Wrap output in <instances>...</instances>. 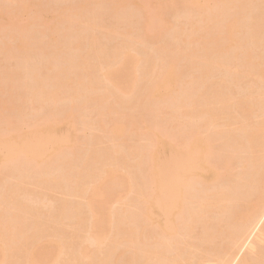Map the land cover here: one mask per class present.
<instances>
[{"label":"bare ground","instance_id":"obj_1","mask_svg":"<svg viewBox=\"0 0 264 264\" xmlns=\"http://www.w3.org/2000/svg\"><path fill=\"white\" fill-rule=\"evenodd\" d=\"M1 1L0 39L5 42V47L2 44L5 52H19L24 56L28 51L30 52V45H32L31 50L37 51H34L35 54L42 55L40 58L44 57L45 59L47 57L45 59V64L47 65L44 66L43 64L40 67L36 64L37 67L34 64L36 66L34 68L37 71L35 74L37 75L33 78L31 87V83H27L28 80H26V83L22 82V80L26 79L25 77L21 78L19 77L22 76L20 73L16 74L19 66L15 70L16 72H13L12 68L9 70L10 72L2 69L6 73L1 74L3 71H0V97L7 95H3L5 91L7 92L6 88H12L13 90L16 88L14 85L18 84L16 82H22L21 87L23 86L24 89L22 88L21 90L23 91L21 92L26 94L31 91L33 94L29 95L31 94L30 92L27 96L33 97L34 100L30 97L31 101H34L32 105L41 103L39 110H41L42 104L45 105V102H48L46 104L48 106V108L46 107L47 111L55 109L59 102L64 104L62 101H65L67 107V101L71 102L72 105L63 114L56 107L58 108L57 113L59 112L61 115L54 112L53 114L50 113V117L49 114H46V119L41 117L39 121L33 118L36 123L32 124L35 121L30 123L31 120L29 122L30 125H27L29 120L25 119V117L31 118L29 115H34L32 111L35 112L37 108L35 110H31V107L28 108L32 114L28 113V110H26L28 106H26L25 102L22 101L26 107L22 106V103L17 106L21 100H19L20 98L18 99L19 101L15 100L16 97H14L12 90L10 92V95L11 93L13 94L10 101L13 108L11 110L20 112L21 107L19 109V106H22V108H25L26 115H23L25 116L24 118L19 116L20 118H17V120H20L15 122L13 119L15 116L12 117V112L10 113L9 110L11 117L10 115V118L6 116L8 122L6 125H10V127L13 125L12 129L8 130L10 128H6L7 130H5L4 127L1 128L0 126V179H2V173L5 175L6 170L10 171L12 169V179L14 177L17 179L16 176L23 179V173L26 172L25 176L27 178L25 176L24 178L28 182L25 179L23 181L20 180L17 187L11 188V190H9V187L13 182H15L13 183V186H15L14 184L19 179L9 182V187H7L8 183L5 184L6 186L3 185L6 189L2 192L5 191L6 193L4 192L5 195H0V264H264V87L260 91V86L263 85L262 82L264 83V56L259 52L260 48H264V0H167L166 2L156 0L154 4H152L153 0H150L151 4L148 3L149 0H107V2H103V0H81L80 3H76L77 6L75 7L73 5L75 2L72 1V4L68 0L73 5L69 6L73 8H67L69 3L65 7L67 9H57L55 7L39 8L36 19L34 16L32 21H28L29 23L26 22L28 19L25 20L23 16L29 14L31 8L41 7L43 2L41 3L38 0ZM60 2L62 3L64 0H60ZM209 2H212L213 5H210ZM155 4L157 7H152ZM163 6H165L166 10L168 9L167 6L175 8L174 10H178L181 6L185 7L187 17L191 16L192 19L195 18L194 14L197 12L198 14H195L196 18L198 16L197 20L193 19V21H196V25L188 21V24H191L189 28L193 25L196 27L191 28V32V29L188 31L185 27L181 32L183 33L186 30L183 33L185 34L184 36L174 31L173 35L176 36V40H173V42L177 44L182 40L181 43L185 45L184 47L177 44L178 49L176 46L173 49L170 46L172 45L171 43H166L168 45H163L161 48L158 45L162 50V54H159L158 51V55L163 56L164 54L165 56L163 57L165 59L163 60L161 59L163 57L159 56V61H156L155 58L156 64L152 58L150 59L151 56L148 54L149 58L143 56L146 59H144L146 61L144 63L143 58H140V54L142 55L143 53L142 50L140 52L139 49L138 51L134 50L133 45L137 42L136 46L140 45V41L148 43L149 40V42L152 40L154 42L160 38L163 31L165 35L168 24L163 19L162 13L159 14ZM255 8L262 14L259 19L254 21V18L252 20L250 17L254 15ZM103 10L110 17L121 21L122 23L119 22L121 26L125 22L126 28L129 27L127 23L131 22V26L132 23L137 21L135 17H140L138 20L140 23L137 21L140 24V28L137 23V25L134 23V29L137 26L136 31L133 28L131 29L132 26L127 30L126 28L125 30H119L116 27L117 23L114 25L115 21L113 20L114 22H111L110 26L114 25L115 30L113 26L110 27L111 29L109 28L108 30L109 34L114 35L117 41L119 37L116 35H120L126 41L122 40L121 42L119 40L121 43L118 44L119 42H116L118 45L114 46V42L110 38V41L106 40L107 42L109 41L108 44L110 42L113 43L111 44L113 48L110 49L111 47L107 44L102 45L103 43H100L94 34V32H98L102 28H104L105 32L107 30L104 27L106 24L101 26L102 24L99 20ZM253 10L252 15L250 13ZM135 12L140 14V16H136ZM193 12L195 13L192 15L191 13ZM104 14L103 12V16ZM249 15L252 16L249 17ZM199 18L201 19L200 23ZM248 18L251 22L248 27H245L248 24L246 23ZM76 19L83 20L85 24V29L82 27L83 29L76 31L75 34L69 32L73 37L70 42L73 43L74 41L75 44L67 43L68 48L71 45L74 49L70 50L76 53L74 52L73 54L68 50L73 55H62L64 59L62 61L59 59L58 61L57 59L61 57L59 54L64 49L61 48V44L65 43L68 35V33L67 35L65 34L64 39L58 38L62 41L64 40V42L61 41L58 44L59 40H57L58 42L56 43L55 38L59 37H55L59 31L58 27L66 21H77ZM109 20L111 19L109 18ZM81 23L77 24L76 22L75 24L81 28L79 26V24L83 25ZM33 26H38L37 30H31L30 27L33 28ZM68 27L74 31V28L72 29L70 25ZM179 27L182 26L179 25ZM178 28L177 31H181L182 28ZM244 28H248L246 29V35L249 30L248 38L243 35L245 33L243 31ZM29 29L36 31L37 36H39L37 40L34 41L33 35V39L28 36ZM66 29L67 26L60 31H66ZM89 30L93 32L92 36L90 35L91 33L88 34ZM100 30L99 34H101V37L99 36V38L101 39L100 41L104 42V39H106L104 37L105 33L103 32L102 34ZM86 34L90 35V37H85L84 35ZM109 34H107L108 36L106 35L107 39H109ZM127 35H129V38L126 37ZM131 35H135L137 38ZM174 36L170 38L174 39ZM44 38H46V42ZM84 39L86 40L84 44L89 42L91 53L86 50V48L88 49L87 44H85L87 47L83 44L82 46H85V48L80 51ZM30 40L34 41L33 44ZM192 45L194 48H192ZM136 46L135 48H138ZM188 46L189 48L186 49L185 47ZM195 46L199 48L197 49ZM82 52H88V54L84 55ZM262 52L264 53V49H262ZM13 53L11 58H13ZM19 53L17 54L19 55ZM65 53L69 52L66 50ZM137 53L140 54L138 55ZM31 54L32 51L30 52ZM35 54L33 53L32 57ZM9 55L7 56L9 57ZM20 56L21 54L17 59ZM27 56L29 55L24 57L27 58ZM35 56L37 58V55ZM51 56L55 58L59 56L56 58L57 65L53 62L56 60H52ZM173 56L180 59L178 62L181 67L173 61L175 58ZM48 57H50V60H48ZM13 59H16V57ZM27 59L32 62V59ZM29 60L28 62H30ZM47 60L48 63H46ZM181 60L184 64L187 62V66L181 64ZM20 61L21 59H18V62ZM23 61L21 62L23 63ZM33 61L35 60L33 59ZM35 63L38 62L36 61ZM143 63L144 67H142ZM27 64L25 62V64L23 63L20 66L24 67L26 65L28 67ZM147 64L149 65L147 66ZM203 64L206 66V70L209 67V74H204L202 70ZM7 68L9 69L10 67L7 66ZM22 68H20V71L18 69V71L21 72ZM43 68L47 72H44ZM205 69L204 71L206 72ZM215 69H220L221 74L225 71L231 77V81H235L239 86L245 82L244 79H256V81L253 80L252 82H256L257 86L261 81L260 86H258L259 89L256 87L258 91H255L257 90L254 88L256 84L253 83L254 85H252L251 81L248 83L249 81L246 80L245 83L248 86L251 84V87L245 88V84L244 87L242 85L243 88L239 87V89L245 88L243 92L245 91L246 93L244 92L245 95L242 97L241 90L237 91L235 83L236 86L234 88L228 86L226 80H222L224 76L227 77L225 73L222 76L223 78L220 74L222 79L218 77V82H214V79H211L212 76L217 75ZM23 71L25 76H29L26 73L27 70H22L21 73ZM30 71L34 73L33 66ZM138 71L142 73L138 74ZM42 72L44 74H41ZM144 72L146 77L143 76ZM17 75H19L18 81L15 82ZM139 75H141V79L144 82H141ZM229 77H227L228 83L230 81H228ZM19 78H21V81ZM217 79L215 78V80ZM29 81H31L30 78ZM232 82L230 83L232 84ZM23 83L29 86H25ZM104 83L108 87L105 84L106 89L102 92L99 88H102V86L104 88ZM2 97L0 98L1 101ZM24 97L27 102H30V100L28 101L30 98H27L26 95ZM80 98L83 101H81L82 104H79V107L83 108L85 106L84 110H87L86 105H89L88 102H94V104L99 106H95L96 109H92L95 116L91 115L92 113L87 114L90 116V121L92 116L93 118L96 117L98 109L106 111L103 112L106 113L107 120L109 113L114 116L116 111L114 107L125 106L127 100L128 102L129 100L131 101L122 109L123 111L124 109L127 111L131 102L133 107L135 105L134 109L139 104L141 105L138 107V113L135 111L137 108L133 110V107L129 106L127 112L129 110L131 112L135 111L132 114L136 113V117H132L131 114H129L130 117H125L128 113H123L124 118L128 117L130 121L126 120V124L129 123L135 134H138H134L135 136L138 137L143 133V135L148 134L150 136L147 135L149 144H145L146 148H143L144 146L140 147L141 144H139V146H136L140 148L139 151L136 154V150H133L134 153H131L132 157H128L130 155L128 151V159H132L136 154L137 157H134L133 160L137 161L138 159V162L129 159L130 163L135 162L132 166L128 159L126 160L128 163L124 161L126 155L120 156L125 164L122 161L119 162V157L117 158L116 155L120 150L117 151L114 148L116 160L113 159L114 155L110 154L108 150H106L108 156L106 155V158H102L106 152H104V156L99 155L105 149H100L101 152L97 149V147L100 148L102 146L99 143L101 138L97 140V144L100 146L89 149L90 153L84 159L83 157L81 158L83 161L80 159L82 166L75 165L77 161L73 162L74 159H72L74 154L69 158V160H73H70L71 162L66 157H63L64 154L66 155V153L62 152L65 151L63 149L74 148L76 133L84 130L83 127L80 130V127L84 124L78 123L79 118H75V111L78 108L75 103ZM170 102L175 103L176 107L178 104V108L174 107L175 105ZM50 103L54 106L52 109L49 108ZM2 104L0 102V117L4 118L3 115L6 113V109L2 107ZM166 104L172 105L173 109L176 108L180 111L175 109L173 112L171 107H167ZM66 106L63 109L66 110ZM140 107L143 111H141ZM163 107L164 109L167 107V109L164 110ZM119 108H117V111ZM23 110L22 112L24 113ZM84 110L81 111L79 109L77 111H81L82 114V112H85ZM112 111L114 113H111ZM22 112L20 113L22 114ZM98 112L102 114L100 110ZM142 112L148 116L152 112L150 116L152 121L150 122L153 123L154 119V121L157 120V123L148 124L149 128L152 129H149L150 131L148 130V132L144 128L142 130L139 126V123L143 122L140 121V116L146 120V117L141 115ZM175 112L177 116L174 114ZM121 113L122 111L119 115ZM169 113H171L170 115L173 114L172 117L169 116V119L174 122H171V124H175V128L172 125L174 128L172 132L173 128L170 129L171 125L165 127H169L172 134L167 133L169 131L163 132L165 127L162 125L165 123L161 124L165 118L162 116L166 115L167 117ZM27 114L29 115L27 116ZM138 114L140 115L139 117ZM15 115H17L16 111ZM48 115L49 117L47 118ZM119 115L116 114L117 120L115 116L113 119L111 118V121L113 120L111 122L112 127L108 124L110 121L100 119V121H106L105 125H108H104L106 129L109 126L111 127L109 131L112 134L108 133L105 136L113 135V138L110 136V139H114L115 143L117 136H122L120 138H123V135L127 137L128 134V128L124 124L125 120L122 119L124 121L122 123L120 120L122 116L120 118ZM148 116L147 120L150 118ZM254 116L261 117V120L259 121L260 118H255ZM160 117L163 119H159ZM253 117L258 120L255 122ZM136 118L139 119V121L137 120L139 123L135 120ZM174 118L181 121L179 122L182 127L176 126L179 123ZM251 119H253V123ZM92 121L94 120L92 119ZM95 121L98 122V119ZM185 121L186 123H184ZM77 124L78 126L82 125L78 127ZM93 124L92 127L94 129L89 126L98 132L99 130L95 129V127L98 128L100 123L98 126H93ZM0 125L5 126L3 121ZM101 127L103 130L105 129L103 125ZM77 128L79 129L78 132H76ZM102 128L100 129L99 127L100 131ZM158 128L163 129L161 131ZM130 134H128V140H130L129 136L132 135ZM97 136L99 137L100 135ZM93 137L95 136L91 138L94 139ZM92 139L91 142L93 141ZM128 140H123L124 142L117 140L116 145L114 144L115 148L120 145L122 147L126 146L128 143L131 146L132 142L127 143L126 141ZM118 141L124 145L122 143L118 144ZM101 142L103 143L102 140ZM110 142L113 146L112 141ZM136 143L138 142L134 144ZM144 143H148V141ZM87 144L83 145L86 146ZM128 145L127 147H129ZM94 146H96V141ZM122 147L119 148L121 149ZM132 147L135 148L133 145ZM132 147L131 149H133ZM85 148H88V146ZM85 148L83 149L85 150ZM122 151L124 150L121 149V153ZM99 152L100 154H98ZM71 153L73 152L71 151ZM110 155H112V158ZM126 163L134 168L131 169ZM123 164L130 173L122 166ZM56 166H58L56 169L60 170L59 173L55 174L52 171ZM121 166L127 173H120ZM34 167L35 169L39 167L42 175L40 170H38L39 168L33 171V173L36 172L35 175L37 177L41 176V178L34 180L33 176H31L34 184V187H31L29 177L32 174H29L30 171L28 172L27 170ZM131 170L138 171L135 175L136 177L133 176L135 172ZM38 171L40 175L37 173ZM7 176L9 177V175ZM8 177L4 179L9 181L10 178L7 180ZM4 179L3 181L5 182ZM59 179H65L67 184L65 187L70 186L66 191V196L70 197L68 198L70 201L63 199L66 196L62 197L63 200H60L61 198L59 197V199L58 195V199L56 198V201H53L51 198L53 196L56 197V193L52 197L48 195L52 194L51 192L59 191V188L60 192H63L61 188H63V183L65 182H59ZM4 182L2 183L4 184ZM27 183L30 186L25 185ZM60 184H62V187L59 186ZM25 186L28 187L26 188L28 191H33L32 188L40 190H36V193L34 192L37 197L28 192ZM115 187L117 189L118 187L120 189L126 188L128 196L125 197L124 195L123 197L120 191L124 189L118 192ZM16 188L17 190H15ZM7 189L12 191V193L7 192ZM22 189H25L24 195V190L21 191ZM127 190L124 191L127 192ZM14 191H19L18 199L17 196H14ZM19 193H22V195L19 196ZM63 193L65 194V192ZM129 194H133L135 197ZM31 195L34 200H32ZM71 197L76 198L74 201L79 199L80 202H78L79 200H77V203L71 202ZM127 197L129 199L130 197L135 198L134 203L131 204ZM21 199L23 201H20ZM114 199L117 202L115 204L119 206L121 205L120 202L125 199V201L128 200V204H131L139 214L133 212L131 210L133 208L125 210L128 207L123 204L125 208L123 206L119 208V210H125L121 212V215L129 212H132V215L118 218V215L113 214L115 209L113 208L114 211H112V208H110L111 200ZM53 202L56 204L55 206ZM49 204H52L53 207L49 206ZM40 205L42 207L41 212L39 210L40 207H36ZM45 205H47V210H45ZM48 206L53 210L49 208V211ZM42 209L45 213L46 211L49 212L43 214ZM116 210L118 211V209ZM117 211L116 213L119 214V211ZM112 216H117V219L115 218V220ZM75 239H79V242Z\"/></svg>","mask_w":264,"mask_h":264},{"label":"rangeland","instance_id":"obj_2","mask_svg":"<svg viewBox=\"0 0 264 264\" xmlns=\"http://www.w3.org/2000/svg\"><path fill=\"white\" fill-rule=\"evenodd\" d=\"M0 1H1V0H0ZM38 1L41 2V3L43 2L44 5L41 4V7L38 6V7H33V8H31V12H29V14L23 16L25 20L28 19V20H26V22H28L29 20L32 21V18L34 19V16H35V19H36V15H37L38 12H39V8H51V7L53 8V7H55V8H57V9H58V8H59V9H63V8L66 7V4H67V3H69V4H67V8H70V7H72L73 5H74V7L77 6L76 3H80L81 0H70V2H71L72 4H73V2H75L73 5L70 4V2H69L68 0H64V2H62V3L60 2V0H56V1H55V4H54V0H50V1H49V0H43V1L38 0ZM48 1H49V2H48ZM61 1H62V0H61ZM72 1H73V2H72ZM77 1H78V2H77ZM101 1H102V0H101ZM108 1H110V0H108ZM149 1H150V0H149ZM149 1H148V3L151 4V1H152V0H151L150 2H149ZM157 1H160V0H157ZM161 1H162V2H166L167 0H165V1H164V0H161ZM103 2H107V0H103ZM154 2H156V0H153V1H152V4H154ZM0 3H2V1H1ZM46 3H48V4H46ZM49 3H50L51 5H50ZM63 4H64V5H63ZM209 4L211 5L212 2H211V3L209 2ZM53 5H54V6H53ZM62 5H63V6H62ZM69 5H72V6H69ZM212 5H213V4H212ZM58 6H59V7H58ZM145 6H147V5H145ZM148 6H149V5H148ZM152 7L156 8L157 5H156V4H155V5H152ZM167 7H168V9L166 10V9H165V6H163V7H162V10L159 12V14L162 13V17H163V19H165V21H166L167 24H168V26L166 27V30H165V35H164V31H163V34L161 33L162 35L160 36V38L163 36L161 39L158 38V39L155 40L154 42H152V40H151V42H149L150 40H149V41H148V40H144V41H148V43H146V42L144 43V42H141V41H140V42H139L140 45H139V44L137 45L138 48H135V46H136V44H137L138 42H137V43L135 42L136 44L133 45V46H134V50L138 51V49H139V52H140V50H142V52H143L142 55H141L140 53H139V54H140V56H141L140 58H143V62L146 60V59H145V58H146L145 56L148 57V54H150L151 57H150V56H149V57H150V59L152 58L153 61H154L155 58H156V59H155L156 61H159V60H158V58H160L159 56L163 57V56H165V55H164V54H163V56H162V55H158V51H159V54H160V53L162 54V50H161L160 48H161L163 45H168V44H166V43H169V44L171 43L172 45H170V46H172L173 49H175V46H176L177 49H178V45H180V46L183 45V47H184L185 45L181 43L182 40L179 41V42H178V40H177V42H178L177 44H178V45L175 44L176 42H175V43L173 42V40H176V38H175L176 36L173 35V34H174V31L177 32V33H181L182 30H183L185 27L187 28L186 30L189 31L191 28L194 27V25H193L191 28H189V27L191 26V24H192V23L195 24V22H196V21H193V19H194V20H197V18H198V16H197V18H196V15L198 14L197 12H196V13H195V12L191 13L192 15H193L194 13L196 14V15L194 14L195 18L192 19L191 16L187 17V15H186V14H187V13H186L187 10H185V7H182V6L180 7V6H179L180 8H179L178 10H174L175 8H169L170 6H167ZM67 8H65V9H67ZM72 8H73V7H72ZM254 10H255L256 13L254 12ZM254 10L250 13V14L253 15V12H254V15H253V16H252V15H249V17L252 16V17H250V19L252 18V20H253V18H254V21H255V19L257 20V19L260 18V15L262 14V12H260V11L258 12V11L256 10V8H255ZM177 11H178V13H177ZM103 12L105 13L104 16H103ZM103 12H102V16L100 15V19H99V20H100V23L102 24L101 26H103V24H106V26L104 25V27H106L105 29H107V30H106V32H105L104 28H102L101 30L99 29V30L101 31L102 34H103V32L105 33L104 37H105L106 39L103 38L105 41H104V42L100 41L101 39L99 38V36L101 37V34H99V30H98V29H97L98 32H94V34H95V36L98 38L99 42H100V43H103L102 45L107 44V45L110 46V47L113 46V45H111V44H113V43H111V42H110V44H108V42L110 41V38H111V39L113 40L112 42H114V46H116V45L120 44V43L122 42V40H125V39H124L123 37H121L120 35H119V36L116 35L117 37L120 38V39L118 38V41H117V38L115 39L114 35H110L109 32H108V30H109V28L112 27V26H113V28H114V30H115V26H114V25H116V23H117L116 27H118L119 30H120V29H121V30H125V28H126L125 25H126V24H125V22H123L124 25L122 24V26H121V25H120V24L122 23L121 21L117 20V19L114 18V17H110V15H109L105 10H103ZM135 13H136V16H138V15L140 16V14H137V12H135ZM135 13H133V14L135 15ZM175 13H176V14H175ZM189 13H190V12H189ZM259 13H260V14H259ZM107 14H108V16H107ZM256 14H257V15H256ZM258 14H259V16H258ZM134 15H133V16H134ZM139 16H138V17H139ZM106 17H107V19H106ZM134 17H135V16H134ZM192 17H193V16H192ZM255 17H256V18H255ZM103 18H104V19H103ZM109 18H110L112 21L109 20ZM139 18H140V17H139ZM139 18H136V17H135V20L138 21ZM190 18H191V19H190ZM102 19H103V20H102ZM132 19L134 20L133 17H132ZM250 19L248 18V20H247V22H246V23H248V24H246L245 27H248V25L250 24V22H251V21H249ZM76 20H77V21H74V22H73V21H72V22L69 21L70 24H69L68 21H66V22H67V23L65 22L66 24H65V23H64L63 25L61 24V25L58 27V30H59V31L62 30V29H64V27L66 28V26H67V29H66V31H60V32L58 31V33H60V34L57 33V34L55 35V37L59 36V37H57V39L55 38L56 43L58 42L57 40H59L58 44H60L61 41H62L61 39H64L63 37L65 36V34L67 35V33H68V35H69V37H68V35L66 36V37H67V38H66L67 41H66V39H65V43H66V45H65V43H63L64 46H66V47H64L63 44H61V48H62V49L64 48V49L62 50L63 52H62L61 54H59V55H61V57L57 59L58 61H59V59L62 61V60L64 59V56H65V55H73L74 52H75V51L72 52V51L70 50V49H74V48L71 47V45H70L69 48H68V44H73V43H74V41H73V43L70 42L71 40H73V39H72L73 37H72L71 33L75 34L76 31H78V30H80V29H83V28L85 29V26H84L85 24L83 23V20H81V21H80V19H76ZM78 20H79V22H78ZM113 20H114L115 22H114ZM135 20H134V21H135ZM200 20H201V19L199 18V23H200ZM105 21H106V23H105ZM108 21H109V23H108ZM116 21H118V22H116ZM131 21H132V20H131ZM134 21H133V22H134ZM137 21H135L134 23H135V25L138 24L137 26L139 27V26H140V24H139L140 21H138L139 23H138ZM188 21H189V23H190V21H191V24H188ZM33 22H34V20H33ZM76 22H77V24L80 23V22H82V23H81V24H83L82 26L79 24V26H80L81 28H79L78 25L75 24ZM111 22H114V25L110 26V24H112ZM119 22H121V23H119ZM28 23H29V22H28ZM130 23H131V22H130ZM130 23H127V24L129 25V27H128V25H127L128 28H126V30L129 29L131 26H132L131 29H132V28L134 29V26H135L134 23H132L131 26H130ZM136 23H137V24H136ZM67 24L70 25V27H71L72 25H74L73 27H71L72 29L74 28V31L71 30V29L68 27ZM71 24H72V25H71ZM118 24H119V25H118ZM64 25H66V26H64ZM107 25H109V26H107ZM179 25H181L182 27H179ZM185 25H186V26H185ZM195 25H196V24H195ZM197 25H198V22H197ZM137 26L135 27L134 31H136ZM82 27H83V28H82ZM122 27H123V28H122ZM178 27H179V28H178ZM195 27H196V26H195ZM195 27H194V28H195ZM36 28H38V26H36V27L33 26V28L30 27L31 30H37ZM59 28H61V29H59ZM139 28H140V27H139ZM177 28H178V29H181V28H182V29H181V31L178 32V31H177ZM188 28H189V29H188ZM30 29H29V30H30ZM68 29H69V30H68ZM110 29H111V28H110ZM246 29H248V28H244L243 31H245V33H243V35H246V32H247ZM31 30H30L31 34H30V32H29V33H28V36L31 37V39L34 38V41H35V40H37V38H39V36H37L38 34L36 33V31H31ZM116 30H117V29H116ZM119 30H117V31H119ZM138 30H139V29H138ZM138 30H137V32H138ZM186 30H185V31H186ZM72 31H73V32H72ZM185 31H183V33H184ZM191 31H192V29L190 30V32H191ZM32 32H35V33L32 34ZM69 32H71V33L69 34ZM87 32H88V31H87ZM87 32H85V33H87ZM107 32H108V33H107ZM119 32H120V31H119ZM190 32H187V33H190ZM90 33H91V34H90ZM106 33L109 34V35L112 36V37L109 36V39H107V37H106L107 34H106ZM170 33H171V35H170ZM183 33H181V35H182ZM34 34H35V37H34ZM88 34H90V35L92 36V35H93V32H90V30H89ZM137 34H138V33H137ZM166 34H167V35H166ZM248 34H249V30H248L247 35H248ZM32 35H33V38H32ZM90 35L88 36V35L86 34V35H84V36H85V37H86V36H87V37H90ZM97 35H98V36H97ZM135 35H136V33H135ZM135 35H131V36H134V38H135V37H136ZM175 35H176V33H175ZM184 35H185V34H183L182 36H184ZM247 35H246V36H247ZM36 36H37V37H36ZM73 36H74V35H73ZM107 36H108V35H107ZM128 36H129V35H127L126 37H128ZM173 36H174V39H172ZM182 36H181V37H182ZM186 36H188V34H186ZM170 37H172V38H170ZM248 37H249V36H247V38H248ZM58 38H61V39H58ZM128 38H129V37H128ZM131 38L134 39L133 37H131ZM131 38H130V39H131ZM136 38H137V37H136ZM29 39H30V38H29ZM45 39H46V38H44V41H45ZM85 39L88 40L87 38H85ZM85 39L82 41V42H83V43L81 44L82 49H81V47H80V49H81L80 51H83V48H85V46L87 47V45H88V49L86 48V50H88V52H89V51H90V47H89V44H88L89 42H87V43L85 42V44H87V45H85V44H84V41H86ZM103 39H102V40H103ZM114 39H115V40H114ZM130 39H128V40L131 41V42H133V41L130 40ZM167 39H168V40H167ZM106 40H109V41L107 42ZM119 40H120L121 42H119ZM169 40H170V41H169ZM179 40H180V39H179ZM5 41H6V40H5ZM30 41H31L32 44H33L34 41H33V40H30ZM125 41H126V40H125ZM171 41H172L173 43H172ZM3 42H4V40H1V39H0V46H1V47H0V51H1V49H3V50L0 52V56L2 57V58L0 57V67H1V68H0V71L2 72L3 70H8L7 72H10L9 70H11V68H12V71H13V72H16L15 70L17 69L18 66H19L18 69H19V71H20V68L23 67V66H20V65H23V63L25 64V62H26V64L28 63V64H27L28 67H26V65H25V66L21 69V72H22V70H27L26 73H28L27 75H29V76H25L24 71H23V73H21V72H19L18 69H17L16 74H19V73H20V75H22V76L17 75V76H16V79H15V82L18 81V80H17V79H18V76L21 77V78H22V77H25L26 79H25L24 81L22 80V82H25V83H26V80H28L27 83L30 82L31 84H30V83H29V84H30V87H31L32 84H33V78L35 77V75H37V74H35V72H37V71L35 70L34 67H36L37 65L40 66V67H42L43 64H44V66H46L47 64H45V59H46L47 57H45V59H44V57H43V58H42V57L40 58V56H42V55H40V54H38V53L35 54V52H37V51H35V50H31V48H32L31 46H32V45H30V52L32 51V54L34 53L35 55H37V58H36L35 55H33V57H32V54L30 55V52H29V51H28V53L25 54V55H29V56H30V57L27 56V58L32 59V62H31L29 59H27L26 57H24L25 55L23 56L22 53H19V52H14V53H13V52H8V53H7V52H5V50H4L5 42H4V43H3ZM45 42H46V41H45ZM62 42H64V40H63ZM105 42H106V43H105ZM116 42H117V43L119 42V43L117 44ZM127 42H128V41H127ZM155 42H156V43H155ZM163 42H164V43H163ZM67 43H68V44H67ZM141 43H143V44H141ZM179 43H180V44H179ZM2 44H3L4 47L2 46ZM74 44H75V43H74ZM83 44L85 45L84 47L82 46ZM132 44H133V43H132ZM107 45H105V46H107ZM158 45L160 46V48H159ZM73 46H74V45H73ZM108 46H107V47H108ZM137 46H136V47H137ZM173 46H174V47H173ZM180 46H179V47H180ZM186 46H187V45H186ZM192 46H193V45H192ZM192 46H191V47H192ZM110 47H109V48H110ZM156 47H158V48H156ZM181 47H182V46H181ZM195 47H196V46H195ZM112 48H113V47H111L110 49H112ZM185 48L188 49L189 46H188V47H185ZM192 48H194V46H193ZM196 48L198 49L199 47H196ZM145 49H146V50H145ZM156 49H158V50H156ZM260 49H261V50L259 51L260 54L262 53L261 55L264 56V53L262 52V49H264V48H260ZM66 50H67V52H69V53L66 54V53H65ZM68 50H70L73 54H72V53L70 54V51H68ZM34 51H35V52H34ZM84 51H85V50H84ZM136 51H135V52H136ZM88 52H87V53H86V52H85V53L82 52V54L85 55V54H88ZM1 53H2V55H1ZM12 53L15 55V56L13 55V58L16 57V59L11 58V57H12ZM17 53H19V55L21 54L20 58H18V59H19V60L21 59V61L24 60L23 63H22L21 61L18 62L17 57H19V55H18ZM75 53H76V52H75ZM90 53H91V51H90ZM145 53H146L147 55H146ZM9 54H11V55H9ZM137 54H138V53H137ZM139 54H138V55H139ZM143 54H144V55H143ZM3 55H4V56H3ZM7 55H9V57H8ZM62 55H64L63 58H62ZM34 56H35V57H34ZM143 56H144L145 58H144ZM7 57H8V59H6ZM21 57H22L23 59H22ZM57 57H59V56H56V58H57ZM149 57H148V58H149ZM153 57H154V58H153ZM173 57H175V56H173ZM10 58H11V60H10ZM24 58H25V59H24ZM48 58H49L48 60H50V57H48ZM56 58L53 57V56H51V59H52V60H54V59L56 60ZM148 58H147V59H148ZM175 58H177V57H175ZM175 58L173 59V61H174L175 63L179 64V66H180V63L178 62V60H180V59H179V58L175 59ZM33 59H34L35 61H33ZM41 59H42V61H41ZM144 59H145V60H144ZM161 59L164 60L165 57H163V58H161ZM26 60H27V61H26ZM28 60H29L30 62H28ZM48 60L46 61V63H48ZM57 60H56V61H53V62L56 64V63H58ZM36 61H37L39 64H38V63H35ZM149 61H150V60H149ZM160 61H161V60H160ZM33 62H34V63H33ZM42 62H44V63H42ZM145 62H146V61H145ZM145 62H144V63H145ZM154 62H155V61H154ZM161 62H162V61H161ZM18 63H19V65H18ZM20 63H21V64H20ZM31 63H32V66H33V72H34V73H32V72L30 71V70H32ZM144 63L142 64V67H144ZM155 63H156V62H155ZM186 63H187V62H185V64H184V62H182V60H181V64H184L185 66H187ZM2 64H3V65H2ZM34 64H35V65L37 64V65L34 66ZM41 64H42V65H41ZM59 64H60V63H59ZM59 64H58V65H59ZM156 64H157V63H156ZM4 65H5V66H4ZM56 65H57V64H56ZM148 65H149V64H147V66H148ZM184 65H182V66H184ZM7 66H9L10 68L8 69ZM38 66H37V67H38ZM147 66H146V67H147ZM5 67H6V68H5ZM30 67H31V68H30ZM146 67H145V68H146ZM180 67H181V66H180ZM202 67H203L202 70H203L204 74H209V69H208L209 67H207V70L205 69L206 66H205L204 64L202 65ZM4 68H5V69H4ZM210 68H211V67H210ZM2 69H3V70H2ZM13 69H14V70H13ZM36 69H38V68H36ZM141 69H142V68H141ZM204 69L206 70V72L204 71ZM34 70H35V71H34ZM43 70H44V68H43ZM211 70H212V69H211ZM215 70H216L217 75L214 74V75L216 76V77H215V76H214V77H215L216 79H217L218 77L221 78L222 76H224V73L227 75V77H229V75H228L225 71H224L223 74H221L220 69H219V70H218V69H215ZM217 70L219 71V73H218ZM145 71H146V70H145ZM212 71H213V70H212ZM221 71H222V70H221ZM1 72H0V73H1ZM44 72H47V71L44 70ZM48 72H49V71H48ZM210 72H211V71H210ZM3 73H6V72L3 71L1 74H3ZM141 73H142V72H141ZM141 73L138 71V74H141ZM146 73L148 74V72H146ZM214 73H215V72H214ZM23 74H24V75H23ZM32 74H34V75H32ZM39 74H40V73H39ZM41 74H44V73L42 72ZM211 74H212V73H211ZM211 74H210V75H211ZM220 74H221V77H220ZM142 75H143V74H142ZM212 75H213V74H212ZM143 76H145V72H144V75H143ZM27 77H29V78L31 79V81H29V78L27 79ZM138 77H139L140 79L142 78L141 75H139ZM145 77H146V76H145ZM214 77L212 76L211 79H212V80L214 79V80H213L214 82H215V81L218 82V79L215 80ZM227 77L224 76V78L222 77L223 79H222V78H221V79L224 80V81L226 80V83L228 84V86H232V87H234V86L237 85V83H235V81L232 82L233 80L231 81V77H229V79H228V81L230 80L229 83L232 82V84L230 83V84H231V85H230V84L227 82ZM21 78H19V80H20ZM143 79H144V78H143ZM221 79H219V80L222 81ZM249 79H250V78H249ZM249 79H248V80H247V79H244V80H245V82H246V80L249 81L248 83H250V81L252 82L253 80L256 81V79H253V80H249ZM144 80H145V79H144ZM242 80H243V79H242ZM242 80H241V81H242ZM258 80H259V79H258ZM258 80H257V81H258ZM20 81H21V80H20ZM22 82H21V83H22ZM141 82H144V81H142V79H141ZM145 82H146V80H145ZM245 82H244V83L241 82L242 85H243V87H244V84H245V88H249V87H251V84H252V85L256 84V82H252V83L248 86V84H246ZM258 82H259V81H258ZM16 83H18V84H15V85H14L16 88H14L13 90H12V88H11V89L8 88V89H9V92H8V89L6 88L7 92L5 91V92L3 93V95H5V94H7V95H6V96H3V97L1 96V97H2V101L0 100L1 104H2V102L5 101L4 104H2V107L6 109V111H5L6 113H4V115L2 114L4 118H2V116L0 117V120L2 119V120L0 121V123L3 121V123L5 124V126H8V127L2 126L3 124L0 125L1 128L4 127L5 130H7L8 128H10V129H8V130H11V129H12V126H13V125H11V127H10V125H6V123H8L7 120H6V119H7L6 116H8V118H10V117H11V114H12V117L15 116V118H16V119H15V118L13 117V119L15 120V122H18V121L20 120V119L17 120V118H20L19 116H21V118H22V116H23L24 114L26 115V113H25V108H22V106H24V107L28 106V107L26 108V110H28V111H27L28 113H29V112L31 113L30 109H28V108L31 107V110H35L36 108L38 109V108L40 107L39 105L41 104V103H39V105H38V103H37V105H35V104L32 105L33 102H34V101H31V98H30V97H32V96H30V97L27 96L31 91H29V93H26V94H25L24 92H21V91H23V90H21V89L23 88V86L21 87V83H20V82H16ZM19 83H20V84H19ZM234 83H235L236 85H235ZM253 83H254V84H253ZM260 83H261V81L258 83V86H260ZM105 84H106V83H104V88H103V86H102V88H99V90H102V92L104 91V89H106L105 87L107 86V84H106V86H105ZM143 84H144V83H143ZM233 84H234V85H233ZM262 84L264 85L263 82H262ZM23 85H25V86H29L28 84H24V83H23ZM145 85H146V84H145ZM242 85H241V86L237 85L238 87L236 86V88H237V91H240V90H241L240 93H242L241 96L243 97V96L245 95V94H244L245 91L243 92V90H245V88H244V89H239V87L241 88ZM263 85L260 86V91L263 89V87H264ZM17 86H18V87H17ZM141 86H142V83H141ZM258 86H257V84H256V85L254 86V88H255V89H257V88L259 89ZM30 87H29V88H30ZM107 87H108V86H107ZM243 87H242V88H243ZM252 87H253V86H252ZM256 87H257V88H256ZM261 87H262V88H261ZM230 88H231V87H230ZM234 88H235V87H234ZM16 89H17V90H16ZM23 89H24V88H23ZM238 89H239V90H238ZM255 89H254V90H255ZM258 89L255 90V91H258ZM11 90H12V92H13V94H14V97H16L15 100H17V101L21 100V102H19L18 104H17V101H16L17 106L20 105V103H22V101L25 102L26 106H25L24 103H22V106H19V109H20V107H21L20 112H22V110L24 109V110H23L24 113L22 112V114H21L19 111L15 110L16 113H17V115H15V111L11 110V109H13V108H12V103L10 102V101H11V98H12V95H13L12 93H11V95H10ZM25 90H26V87H25ZM25 90H24V91H25ZM27 90H29V89H27ZM139 90H140V89H139ZM143 90H144V89H143ZM19 92H20V93H19ZM26 92H28V91H26ZM99 92H101V91H99ZM141 92H142V90H141ZM22 93H24V95H22ZM240 93H239V95H240ZM245 93H246V92H245ZM15 94H16V95H15ZM32 94H33V93L31 92V94H29V95H32ZM97 94H99V93L97 92ZM20 95H21V96H20ZM25 95H26L27 98H30V99H28V101L30 100V102H27V99L24 97ZM19 96H20V97H19ZM128 96H129V95H128ZM256 96H257V94H256ZM1 97H0V98H1ZM9 97H10V98H9ZM14 97H13V98H14ZM21 97H22V99H21ZM3 98L6 99V100H4ZM19 98H20V99H19ZM23 98H24V99H23ZM129 98H130V97H129ZM129 98H128V99H129ZM18 99H19V100H18ZM25 99H26V100H25ZM81 99H82V98L78 99V101L75 103V104L78 105V108H76V111H75V114H76V115H75V118H77V119L79 118V119H78V123H82V124H84V125L81 124L82 126L79 125V126H81V127H80V130H81L82 127H83L84 130L79 131L78 128L76 129V132L79 131V133H76L77 137H76V139H75V143H76V144H74V148H72V149H68V148L63 149V150H65V151H62V152H63V153H66V155L64 154L63 157H66L67 160H69V158H71V156L74 154V155L72 156V159H74V161L71 160V159H70V160L73 161V162H75V160H76L77 163H76V164L74 163V164H75V165L78 164V165L80 166V165L82 164L83 159L87 156L88 153H90V152H89V151H90L89 149H91V148L94 149V148H96L97 146H100V145L97 144V140H98L99 138H101V140L103 141V143L101 142V140H99V143H101L102 146H100V148L97 147V149H98L99 151H100V149H101V150H102V149H105V151H103V153L100 151V152H101V155H99V156H102V155L104 156V152H106V150H108V151L110 152V154H112V155L115 154V155H116L115 151H113V148H114V150H117V151L120 150V152H118V153H120V154L118 155V153H117L118 156L116 155L117 158L119 157V158H118V159H119V160H118L119 162L122 161L121 158H120V156H125V155H126V158L124 159V161H126V160L128 159V157L131 156V153H134L135 150H136L135 153L137 154V151H139L140 148H139V147H136V146H139V144H141L140 147H142V146H144L143 148H146V147H147V146H145V144H147V145L149 144V140H147V139H149V138L147 137L148 134H147V135H143V134H144V133H143V134H140V136H138V137L135 136V135H138V134H137V133L135 134V132L133 131V129L130 127V124H129V123H127L128 125L126 124V122L129 121V118L127 117V118L125 119L124 116H123V113L126 112V114L128 113V115H125V117H126V116H129V114H131L132 117H136L135 114L138 113L137 111H139V110H138V107L141 106L140 104L138 105V107H136L137 110H135V109H136V108L134 109L135 105H134V107H133V106H132L133 103H132V102H131L132 104L130 103L131 106H130V105H129V106H130V107H133V110L136 111L135 114H132L133 112H135V111H133V110H132L133 112H131V110H129V112H127L128 109H129V106H128L127 111H125V109H124V111L122 110L124 107H126L127 103L129 104V102H130L131 100H129V102H128V100H127V101H126L127 103L125 104V106L123 105V107L120 106V108H119L118 106H116L117 108H119L118 111H117V108L114 107V108H115L114 110H116V111H115L116 114L119 115V113L122 111V113L119 115L120 118H121V116H122V118H121L120 120H121V121H122V119L125 120V122L122 121V123L124 122V124L127 126V128H128V130H127V131H128V134L131 133L132 135H131V134H130V135L133 136L132 139H135V140H132V139H131V136H129L130 140H128V139H127V138H128V134H127V137H126V135H123V138H120V137H122V136H120V137L117 136V138H115V139H116V143H117V140H121V141H123V140H128V141H126L127 143H128V142H132V143H133V144L131 143V146H129V145H128L129 143H128L127 145H128L129 147H127V145L125 144L126 146H123L124 148L120 145L119 147H122L121 149L124 150V151H122V153H121V149H120L119 147H116V148H115V145H116L115 140H114V139H110V138H111L110 136H112V138H113V135H109L108 137L105 136V135H107L108 133H109V134H112V133H110V131H109V129H111V127H112L111 122L113 121V120L111 121V118L113 119L114 116H115V117H116V120H117V116H116V114L114 113V111L111 112V113H114V116H112L113 114H110V113H109L110 116H109V114H108V119L106 120V118H107L106 116H107V115L105 116L106 113H104V112H106V111L103 110V109H98V108H97L98 110H97V111L95 110V111L98 113V114H97L98 116L96 115L97 118H96V117L93 118V116H92V117H91V121H90V116L87 115V114H91V113H92L91 115H94L92 109L95 108V106L97 107L98 105L94 104V102H91V103L88 102V103H89V105L87 104V105H88V108H87V105H86V109H87V110H84V109H85V106L83 107L84 109H83L81 106H80L81 108L79 107V104L81 105V104H82L81 101H83V100H81ZM3 100H4V101H3ZM32 100H34L33 97H32ZM172 100H174V99H172ZM169 101H170V100H169ZM62 102H63L64 104H62L61 102H59V103L55 106V109H52L54 106H52V104L50 103V105H51L52 107L49 105V108H51L52 110H51V109H48V110H51V111H47L48 106H47L46 104H47L48 102H47V103L45 102V105L42 104V106H41L42 108H40L42 111L39 110V109H38V110L36 109L35 112L32 111V113H33L34 115H29V114H27V116L29 115L31 118H29V117H25V116H23V118L25 117V119H28L29 121L27 122V123H28L27 125H30L29 122H30L31 120H32V121H31L30 123H32L33 121H35V122L32 123V124H34V123H36V120H39V121H40V120H41V117H43L44 119H46V118H45V117H46V114H49V115H50V113H52V114H53L54 112L57 113L58 110H60V112L63 114L65 111L69 110V108L71 107L72 103L69 102V101H67V102H66V104L68 103V104H67L68 107H67V106L65 105V101H62ZM6 103H7V104H6ZM170 103H171V102H170ZM172 103H173V102H172ZM172 103H171V104H172ZM9 104H10V105H9ZM93 104H94V105H93ZM173 104L175 105L174 107H176V104H175V103H173ZM31 105H32V106H31ZM43 105H44L45 107H44ZM92 105H93V106H92ZM166 105H167V104H166ZM166 105H165V106H166ZM37 106H38V107H37ZM65 106H66V110L63 109ZM89 106H91V107H89ZM142 106H143V105H142ZM168 106L171 107V110H173V112H174V110H175L176 108H178V104H177V107H176L175 109H173L172 105H167V107H168ZM34 107H35V108H34ZM43 107H44V109H43ZM46 107H47V108H46ZM56 107H58L59 109L56 108ZM98 107H99V106H98ZM144 107H145V106H143V108H144ZM167 107H166L165 109H167ZM90 108H91V109H90ZM140 108H141V107H140ZM140 108H139V109H140ZM57 109H58V110H57ZM79 109H80L81 111L84 110L85 112H84V113L82 112V114H81V111H77V110H79ZM82 109H83V110H82ZM95 109H96V108H95ZM131 109H132V108H131ZM144 109H146V108H144ZM163 109H164V107H163ZM165 109H164V110H165ZM258 109H260V108H258ZM9 110H10V113L12 112L11 114L9 113ZM90 110H91V111H90ZM99 110L102 112V114H101L100 112H98ZM147 110H148V108H147ZM147 110H145V111L147 112ZM176 110H179V109H176ZM95 111H94V112H95ZM103 111H104V112H103ZM141 111H143L142 108H141ZM141 111H140V112H141ZM145 111H144V112H145ZM150 111H151V110H150ZM179 111H180V110H179ZM179 111H178V112H179ZM36 112H37V113H36ZM40 112H41V113H40ZM43 112H44L45 115L42 114ZM96 112H95V113H96ZM130 112H131V113H130ZM256 112H257V111H256ZM256 112H255V114H256ZM32 113H31V114H32ZM61 113L58 112L57 114H58V115H61ZM77 113H78V114H77ZM103 113H104V115H103ZM165 113H167V112H165ZM165 113H164V114H165ZM259 113H260V111H259ZM18 114H19V115H18ZM41 114H42V115H41ZM57 114H55V115H57ZM79 114H80V115H79ZM84 114H86V115H84ZM100 114H101V115H100ZM149 114H150V115L148 116L146 113H145V114H143V112L141 113V115H144V117H146V120H145V118H142V117L138 114V117L140 116V117H139L140 121H143V122H141V124L138 122V121H139L138 118L135 119L136 121L138 120L137 122L139 123V126L142 128V130H143V128H144V130L146 129L147 132H148L149 129H151V128H149V127H150L149 125H151V123H152V122H150V121H152V120H150V119H151L150 116H151L152 112L149 113ZM170 114H171V113L167 114V115H168L167 117H166V115H165V116H162V117H165L164 119H165V121H166L167 123L164 121V119H163L162 117H160L159 119L162 118L163 120H162V119H161V120H162L163 122L161 123L160 120H158V122L161 123V124H164V123H165L166 125H165V124L162 125V126H164V127H165V126H170V125L172 126V125H174V128H175V124H171L172 121L169 119V118H170L169 116L172 117L173 114H172V115H170ZM174 114L176 115L177 113L175 112ZM257 114H258V112H257ZM9 115H10V117H9ZM49 115L47 116V118L49 117ZM58 115H57V116H58ZM133 115H134V116H133ZM259 115H260V114H259ZM261 115H262V113H261ZM36 116H37V117H36ZM53 116H54V115H53ZM84 116H85V117H84ZM87 116H88V117H87ZM94 116H95V115H94ZM101 116H103V117L101 118ZM147 116L150 117V118H148V120H147ZM176 116H177V115H176ZM179 116H180V115H179ZM179 116H178V118H179ZM50 117H51V115H50ZM98 117H99V118H98ZM104 117H105V118H104ZM119 117H118V120H119ZM129 117H130V116H129ZM153 117H155V116H153ZM180 117H181V116H180ZM254 117H255V118H260L259 121L261 120V117H259V116H258V117H257V116H254ZM254 117H253V118H254ZM33 118H35L36 120H35V119L33 120ZM37 118H39V119H37ZM181 118H182V117H181ZM255 118H254V120H255ZM92 119H93L94 121L98 119V122H97V121L94 122V121H92ZM100 119H103V120L105 119L106 121H110V123H108V124H109L111 127L109 126V127L106 129V127H104L106 121H102V120L100 121ZM153 119H154V118H153ZM171 119H172V118H171ZM174 119H175V118H174ZM176 119H177V118H176ZM176 119H175V120H176ZM179 119H180V118H179ZM11 120H12V118H11ZM16 120H17V121H16ZM21 120H24V119H21ZM83 120H84V121H83ZM114 120H115V119H114ZM126 120H127V121H126ZM144 120H145V122H144ZM154 120H155V119H154ZM154 120H153V123H157V122H156L157 120H156V121H154ZM180 120H181V119H180ZM180 120H179V121H180ZM184 120H185V119H184ZM256 120H258V119H256ZM256 120H255V122H256ZM24 121H25V120H24ZM76 121H77V120H76ZM85 121H87V122H85ZM168 121H170L169 124H168ZM176 121L179 123L178 125L176 124V126H178V127L181 126V127H182V125L180 124V122H181L182 120L179 122L178 119H177ZM252 121H253V119H251V122H252ZM259 121H257V122H259ZM84 122H85V123H84ZM88 122H89V123H88ZM129 122H130V121H129ZM147 122H148V123H147ZM177 122H176V123H177ZM255 122H254V123H255ZM92 123H94L93 126H95V125L98 126V124L100 123L99 126H98V128L95 127V129H97V130H99V131H100V129L102 128V127H101L102 125H103V127H104L105 129L103 130V128H102V130H101L100 132H99V131L97 132L96 130H93L94 127H92ZM153 123H152V124H153ZM172 123H174V122H172ZM184 123H186V121H185ZM252 123H253V122H252ZM148 124H149V125H148ZM161 124H160V126H161ZM85 125H86L87 127H86ZM89 125H90L93 129H92ZM183 125H184V124H183ZM77 126H78V124H77ZM79 126H78V127H79ZM88 126H89V127H88ZM105 126H108V125L106 124ZM152 126L154 127V125H152ZM152 126H151V127H152ZM171 126H170V129L173 128V126H172V127H171ZM99 127H100V129H99ZM140 127H139V128H140ZM153 127H152V128H153ZM6 128H7V129H6ZM87 128H88V130H86ZM154 128H155V127H154ZM174 128L172 129V132L174 131ZM131 129H132V130H131ZM158 129L162 131L163 128H162V129L158 128ZM166 129H169V127H165V130H163V132H167V131H169V132H167V133L170 134V133H171V132H170L171 130H170V129H169V130H166ZM3 130H4V129H3ZM90 130H91V131H90ZM151 130H152V129H151ZM92 131H94V132H92ZM108 131H109V132H108ZM129 131H130V132H129ZM149 131H150V130H149ZM81 132H82V134H81ZM91 132H92V133H91ZM142 132H143V131H142ZM97 133H99V134H97ZM100 133H101V134H100ZM102 133H103V134H102ZM167 133H166V134H167ZM93 134H94V135H93ZM134 134H135V135H134ZM171 134H172V133H171ZM81 135H82L83 137H82ZM97 135H100V136L98 137ZM142 135H143V137H142ZM86 136H87V138H86ZM89 136H90V137H89ZM92 136H95V137H93L94 139L91 138ZM101 136H102V137H101ZM124 136H125V138H124ZM148 136H149V135H148ZM97 137H98V138H97ZM114 137H115V135H114ZM118 137H119V139H118ZM135 137L138 138L137 141H136V138H135ZM139 137H140V138H139ZM149 137H150V136H149ZM78 138H79V140H78ZM88 138H89V139H88ZM84 139H86V140H84ZM91 139L93 140L92 142H91ZM76 140H78V141H77L78 143L76 142ZM94 140L96 141V146L93 147V145H95V141H94ZM113 140H114V141H113ZM89 141H90L91 143H90ZM110 141H112L114 147L111 145V142H110ZM133 141H134V142H133ZM145 141H146V142L148 141V143H144ZM79 142H80V143H79ZM93 142H94V144H93ZM123 142H124V141H123ZM135 142H138V143L134 144ZM87 143H88V144H87ZM120 143H122V142L118 141V144H120ZM83 144H84V145L87 144V145L84 146ZM114 144H115V145H114ZM122 144H123V143H122ZM137 144H138V145H137ZM123 145H124V144H123ZM132 145L135 146L136 149H135L134 147H132ZM87 146H88V148H85V147H87ZM91 146H92V147H91ZM101 147H102V148H101ZM109 147H110V148H109ZM125 147H127V148H125ZM131 147H132L133 149H131ZM80 148H81V149H80ZM83 148H85V150H84ZM106 148H108V149H106ZM129 148H130V150H131L132 152L129 150ZM78 149H79V150H78ZM82 149H83L84 151H83ZM126 149H127V150H126ZM137 149H138V150H137ZM95 150H96V149H95ZM98 150H96V151L98 152ZM133 150H134V151H133ZM141 150H142V149H141ZM6 151H8V150H6ZM66 151H67V152H66ZM71 151H72L73 153H71ZM75 151H76V152H75ZM87 151H88V152H87ZM128 151L130 152V155H129V156H128V153H129ZM143 151H144V149H143ZM100 152H99L98 154H100ZM144 152H145V151H144ZM124 153H125V154H124ZM76 154H78V155L76 156ZM80 154H81V156H80ZM121 154H123V155H121ZM136 154H135V155L132 154V155H134V157H137ZM106 155L108 156V152H106V153H105V156L102 157V158H106ZM112 155H110L111 158H112ZM115 155H114V158H113V159L116 160ZM74 156H75V157H74ZM127 156H128V157H127ZM82 157H83V159H81ZM131 157H132V156H131ZM134 157H133V158H134ZM78 158H79V159H78ZM122 158H124V157H122ZM133 158H132V159L129 158V159H130L131 161H136V160H133ZM77 159H78V160H77ZM80 159H81L82 161H81ZM129 159H128V161H129ZM70 160H69V161H70ZM71 161H70V162H71ZM126 162H127V161H126ZM136 162H138V159H137ZM122 163H124V162L122 161ZM127 163H128V162H127ZM127 163H126V165H128V166L130 167V165L127 164ZM129 163H130V161H129ZM133 163L135 164V162H133ZM133 163H130V164L133 166ZM120 164H121V163H120ZM124 164H125V163H124ZM124 164H123L122 166L125 168V165H124ZM81 166H82V165H81ZM122 166L120 167V168H121V169H120V173H122V174H123V173H127V172H126L127 169H126V168H125L126 170L123 169ZM128 166H126V167L128 168ZM38 168H39V167H37L36 169H38ZM56 168H58V166L54 167V170L52 171V172H55V174H56L57 172L59 173V170H60V169L58 170V169H56ZM130 168L132 169V168H134V167H130ZM130 168H128V169H130ZM36 169H35V167H34L33 169L30 168L29 170H27L28 172L30 171L29 174H30V173L32 174V175H30V177H29V182L31 181L30 184L32 185L31 187H34V184L32 183V177H31V176H33V179H34V180H38L39 178H41V176L37 177V175H35L36 172L33 173V171H35ZM5 170H6V169H5ZM11 170H12V169H10V171L6 170V171H5V173H6L5 175H4V173L1 174L2 179H0V180H2V182H4L3 179H4L5 177H8L7 175H9V177H8L7 180H9V178H10V180H9V181H6V180L4 179V180H5L4 184H3L2 182H0V183L2 184V185H1L2 187L0 186V187H1V188H0V190H1L0 195H5L6 192L4 191V192H5V193H4V192H2V191H3L4 189H6V187H5V188L3 187V185L6 186V185H5L6 183H8L7 187H9V186H10L9 182L11 183V181L13 182V181L19 179V181L16 182V184H14L15 186H13V183H15V182H13L12 185H11V186H13V187H11V186L9 187V190H11V188L17 187V185H18V183L20 182V180L23 181V179L27 178V176H25L27 173L25 172L26 174L23 173V175L25 176V178H24V176H22L23 179L20 178V177L18 178V177L16 176V174H14V176H16L17 179H15V177L12 179L11 177H12L13 175H12V171H11ZM38 170H40V173H41V169L39 168ZM56 170H57V171H56ZM3 171H4V170H3ZM124 171H125V172H124ZM127 171H128V170H127ZM131 171H132V170H131ZM133 171L135 172V173H133V176H135L136 173H138V171H137V170H133ZM133 171H132V172H133ZM239 171H240V170H239ZM8 172H9V173H8ZM132 172H131V173H132ZM10 173H11V175H10ZM37 173L39 174V171H38ZM128 173H130V171H128ZM29 174H28V175H29ZM39 175H40V174H39ZM41 175H42V173H41ZM135 177H136V176H135ZM11 179H12V180H11ZM25 180H27V179H25ZM25 180H24V181H25ZM26 182H28V180H27ZM26 182H24V183H26ZM59 182H62V183H63V182H65V179H59ZM34 183H36V182H34ZM63 184H64V185H63V188H61V190L63 189V192H65V194H64L62 191L60 192V188H59V191L51 192L52 194H48V195H51V197H52L53 194L56 193V197L53 196V197L51 198V200L53 199V201H56L57 195H58V198H59V197L61 198V199L59 198L60 200H63V199H64V200H65V199L68 200V198H70L69 196H66V191L68 190V188H69L70 186L65 187V186L67 185L66 182L63 183ZM25 185H29V183H27V184H25ZM61 185H62V184H60L59 186L62 187ZM68 185H70V184H68ZM29 186H30V185H29ZM2 188H3V189H2ZM26 188H28V187L25 186V189H26ZM29 188H30V187H29ZM66 188H67V189H66ZM115 188H116V187H115ZM19 189H21V188H19ZM25 189H22V190H21V191L24 190L23 195L25 194ZM35 189H36L37 191H40V190H38L37 188H35ZM121 189L127 190L126 188H121ZM121 189H120V187H118V189L116 188V190H118V192H119ZM9 190L7 189V192L12 193V191H9ZM12 190H14V189H12ZM15 190H17V188H16ZM26 190L28 191V189H26ZM32 190H33V191H28V192L32 193V195H33V194L36 195V197H37V194H35V193H36V192H35L36 190H34V188H32ZM124 190H122V191H120V192H122L121 194H122L123 197H124V195H125V197H126V196H128V190H127V192L124 191ZM16 192H17V194H16ZM18 192H19V191H14V192H13V194H14L15 197L18 195ZM34 192H35V193H34ZM118 192H117V193H118ZM2 193H4V194H2ZM57 193H58V194H57ZM59 193H62V194H59ZM123 193H124V194H123ZM125 193H126V194H125ZM7 194L9 195V193H7ZM21 195H22V193H19V196H21ZM32 195H31V198H32V200H34V198H33L34 195H33V196H32ZM38 195H39V194H38ZM63 195H64V196H63ZM129 195H132L133 197H135L133 194H129ZM65 196H66V198H63V199H62V197H65ZM23 197H24V196H23ZM23 197H22V199H23ZM54 198H55V199H54ZM58 198H57V199H58ZM127 198L129 199V197H127ZM17 199H18V196H17ZM22 199H21L20 201H23V200H24V199H23V200H22ZM75 199H76V198H75ZM75 199H74L73 197H71V200H72L71 202H73ZM132 199H134V200H132ZM77 200H79V199H77ZM77 200L74 201V203H77ZM114 200H115V199H114ZM114 200H111V204H112V205L110 204V206H111L110 208H112V211H114L113 208L115 209V212H114L113 214L118 215V218H121V217L124 218L125 216H129L130 214L132 215V212H131V213L129 212V213H127V214H126V213H122V214H124V215H121V212L123 211V209H120V210H119V208H120V206H121V208H122V206L124 207V205H126L125 207H128V208H125V207H124L125 210H129V209L133 208V206H132L131 204L134 203L133 201H135V198L130 197L129 200L131 201V204H128V202H127L128 200L125 201V200H126V199H125L124 201L120 202V203H121L120 206H119L118 204L116 205L115 203H117V202H116V200H115V202H114ZM68 201H70V199H69ZM78 202H80V200H79ZM49 203H50V202H49ZM129 203H130V202H129ZM53 204H54V202H53ZM113 204H114V206H113ZM123 204H124V205H123ZM55 205H56V204H54V206H55ZM42 206L44 207V205H42ZM46 206H47V205H45V208H46V209L44 208L45 210H47V207H46ZM49 206L53 207L52 204H49ZM49 206H48V210L50 211V209H52V208H50ZM36 207H40V209H39V208H38V209H39L40 212H41V208H42L41 205H40V206H36ZM49 208H50V209H49ZM116 209H118L119 214H120V217H119V214L116 213V211H117ZM52 210H53V209H52ZM125 210H124V211H125ZM131 210H132L133 212L139 214V212H138L135 208H133V209H131ZM131 210H130V211H131ZM134 210H136V211H134ZM49 211H48V212H49ZM118 211H117V212H118ZM124 211H123V212H124ZM48 212L46 211V213H45V212H43V209H42V213H43V214H47ZM111 213H112V212H111ZM113 214H112V215H113ZM125 214H126V215H125ZM133 215H135V214L133 213ZM116 217H117V216H116ZM116 217L112 216V218H114V219H115ZM114 219H113V220H114ZM116 219H117V218H116ZM116 219H115V220H116ZM115 220H114V221H115ZM75 238L77 239V237H75ZM76 239H75V240H76ZM78 240H79V239H78ZM78 240H76V241H78ZM78 242H79V241H78ZM75 243H76V242H75ZM75 245H76V244H75ZM77 245H78V244H77Z\"/></svg>","mask_w":264,"mask_h":264}]
</instances>
